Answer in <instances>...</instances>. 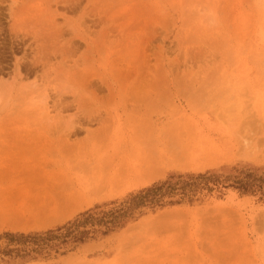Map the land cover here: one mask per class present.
<instances>
[{
	"label": "rangeland",
	"instance_id": "374dc122",
	"mask_svg": "<svg viewBox=\"0 0 264 264\" xmlns=\"http://www.w3.org/2000/svg\"><path fill=\"white\" fill-rule=\"evenodd\" d=\"M0 264H264V0H0Z\"/></svg>",
	"mask_w": 264,
	"mask_h": 264
},
{
	"label": "trees",
	"instance_id": "16d2710c",
	"mask_svg": "<svg viewBox=\"0 0 264 264\" xmlns=\"http://www.w3.org/2000/svg\"><path fill=\"white\" fill-rule=\"evenodd\" d=\"M89 220H93L92 218H89V219H86L84 222H88ZM113 220V219H112ZM101 221V220H100ZM83 224V223H82ZM75 226H78L77 224H74ZM63 229H64V227H63ZM58 230H61V229H58ZM65 231H67L66 232V236H72V234H74V232L73 233H71V232H69V229L67 230V229H65ZM86 233H77L75 236H83V235H85ZM48 236H50V235H48ZM65 236V237H66ZM74 239H76V237H73Z\"/></svg>",
	"mask_w": 264,
	"mask_h": 264
}]
</instances>
